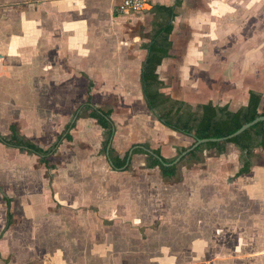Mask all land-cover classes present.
I'll return each mask as SVG.
<instances>
[{"label":"crops","instance_id":"0c3cea01","mask_svg":"<svg viewBox=\"0 0 264 264\" xmlns=\"http://www.w3.org/2000/svg\"><path fill=\"white\" fill-rule=\"evenodd\" d=\"M118 2L0 0V135L15 128L46 149L89 97L93 107L111 110L110 147L118 156L139 143L165 159L188 149L193 140L162 126L141 97L143 45L166 17L154 7L173 12L170 48L155 70L160 92L191 107L210 103L236 111L246 103L253 90L246 87L258 83L264 67V0H150L128 16L115 13ZM68 135L47 158L52 169L0 143V264L66 260L48 250L60 238L65 243L52 233L60 229L56 207L89 212L95 225L97 218L140 229L157 222L173 236L191 238L192 254L205 253L202 244L210 239L233 241L236 254L249 241L241 226L251 233L264 226V170L250 166L231 179L240 168L232 145L219 158L202 153L198 163L179 166L176 180H164L157 169L147 173L138 155L126 171H112L98 153L102 130L90 118L77 119ZM142 180L138 194L133 187ZM169 185V193L161 191ZM162 193L171 197V210L157 200ZM207 232L212 236L200 237ZM171 235L158 237L169 241Z\"/></svg>","mask_w":264,"mask_h":264},{"label":"trees","instance_id":"16d2710c","mask_svg":"<svg viewBox=\"0 0 264 264\" xmlns=\"http://www.w3.org/2000/svg\"><path fill=\"white\" fill-rule=\"evenodd\" d=\"M153 11L165 14V21L157 24L149 37V41L143 45L145 56L140 66L139 84L141 97L147 111L165 128L186 136L193 140H206L193 149L187 151L183 156L175 159L187 148H177L173 158L165 159L159 155L158 150H151L146 143L131 145L128 150L118 156L110 147L114 133V126L110 119V109L95 108L90 104L87 97L71 114L69 122L63 131L55 138L54 142L42 149L19 135L15 128H11L6 136L0 135V143L7 148L17 149L19 152L32 154L38 157V163L47 169V158L55 153L56 148L62 140L69 141L68 131L73 128L77 119L87 117L95 121L102 130V141L99 155H102L115 172L126 171L129 167L130 158L133 155H144V168H156L164 180H171L178 171L181 162L198 163L204 152H212L219 156L225 153L227 145H232L237 150V161L240 165L236 176L246 174L250 168V160L253 150L259 149L264 152V120L258 121L244 129L235 136L221 140L235 133L238 129L254 119L264 116V94L256 91H248L247 101L236 111H229L226 105L217 106L210 103L198 104L194 107L182 101H177L163 95L159 90L163 84L155 74L156 68L163 58L167 57L170 48L168 35L171 30L169 20L173 17L172 8L154 7ZM89 85L87 86V92ZM6 206L8 201L5 200ZM10 216L6 214L5 227L9 224Z\"/></svg>","mask_w":264,"mask_h":264},{"label":"rangeland","instance_id":"374dc122","mask_svg":"<svg viewBox=\"0 0 264 264\" xmlns=\"http://www.w3.org/2000/svg\"><path fill=\"white\" fill-rule=\"evenodd\" d=\"M263 68H259L257 76L258 83L249 85L246 89L252 88L254 91L264 94ZM189 143L191 142H188L186 145H189ZM146 144L148 145V143ZM212 154V152H206V156ZM138 156L142 157V160H144V155ZM216 157L219 158L218 156ZM201 159H203L202 156ZM251 160L250 166H257L264 170L263 153H260V151H253ZM192 164L194 163L185 164L181 162L179 166L183 165L189 167L192 166ZM155 169L156 168L149 169L150 171L146 172L150 174L151 171ZM236 173L233 176L231 175V179L237 177ZM231 179L229 178V181L227 180L228 184L232 181ZM155 186L161 188L159 184ZM171 186L172 185L162 186L161 191H167L169 193ZM142 187L143 180L139 181L133 188L136 193L140 194L142 193ZM60 190L61 189H58V191ZM113 193L116 197L117 192H112V194ZM158 196L157 200L161 201V205L171 210L173 205L171 197L169 195H164V193ZM120 199L121 197H119L118 200ZM226 204H228V200ZM245 207L250 210L252 209V207L245 205L244 210ZM56 208V211H53L52 214L55 213L56 215V213H58L60 215V219H57V224H60V229L56 231L54 228H51L53 230L52 233L54 235L65 236V243H63L62 238H60L59 243H52L48 250L51 253V257L55 253H60V255L61 253L64 254L66 260H60V263L62 262L61 264H264V226L262 225L254 227L252 233L249 228H244L243 225L241 226V232L245 235V239L249 241L248 243H243L237 249L238 252L236 254L235 249L237 245L234 244L233 241L215 243L213 239L209 240L211 241L210 243L207 242V244H202L205 253L197 254L194 252L192 254L188 252L190 246L193 245L190 242L191 238H178L173 236L171 235L173 232L170 227H158L157 222L155 225L154 222H152L147 228L140 229L137 226L127 227L124 221H119L116 225L113 224V227L112 222H109V220H107V222L102 221L101 218H97V225H95L89 212L79 213L78 211H61L59 207ZM45 214L47 216L48 213ZM90 227H92V229H90ZM228 229L229 228H227V230ZM216 230L218 232L219 229ZM200 233H191V235L195 236ZM160 234L164 236L171 235L172 237L170 240L168 239L170 242L167 241V239L161 240V237H158ZM204 235L205 236L200 237L207 238L212 236V234L210 233L209 235L208 232ZM219 235H221L220 232ZM50 263L57 264L54 259H51Z\"/></svg>","mask_w":264,"mask_h":264},{"label":"built area","instance_id":"2783aa9c","mask_svg":"<svg viewBox=\"0 0 264 264\" xmlns=\"http://www.w3.org/2000/svg\"><path fill=\"white\" fill-rule=\"evenodd\" d=\"M150 0H119L115 13L119 16H128L145 10Z\"/></svg>","mask_w":264,"mask_h":264},{"label":"water","instance_id":"95a60500","mask_svg":"<svg viewBox=\"0 0 264 264\" xmlns=\"http://www.w3.org/2000/svg\"><path fill=\"white\" fill-rule=\"evenodd\" d=\"M261 120H264V116H261V117H258L256 119H254L253 121H251L250 123H247L245 125H242V127L240 129H238L235 133L227 136V137H224V138H221V140H225V139H229L233 136H235L236 134L240 133L241 131H243L244 129L250 127L251 125H253L254 123L258 122V121H261ZM206 140H197L195 142L192 143V145L187 149L185 150L184 152H182L176 159L175 161H177L179 159V157L183 156L187 151L193 149L195 146H197L198 144H201L203 142H205Z\"/></svg>","mask_w":264,"mask_h":264}]
</instances>
